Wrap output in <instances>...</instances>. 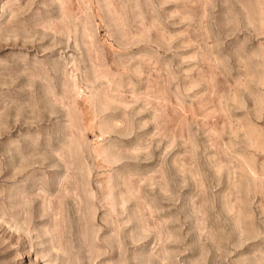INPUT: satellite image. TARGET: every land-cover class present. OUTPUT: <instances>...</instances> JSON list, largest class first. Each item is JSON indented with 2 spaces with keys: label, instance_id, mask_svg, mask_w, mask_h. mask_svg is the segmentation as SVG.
<instances>
[{
  "label": "rangeland",
  "instance_id": "obj_1",
  "mask_svg": "<svg viewBox=\"0 0 264 264\" xmlns=\"http://www.w3.org/2000/svg\"><path fill=\"white\" fill-rule=\"evenodd\" d=\"M0 264H264V0H0Z\"/></svg>",
  "mask_w": 264,
  "mask_h": 264
}]
</instances>
